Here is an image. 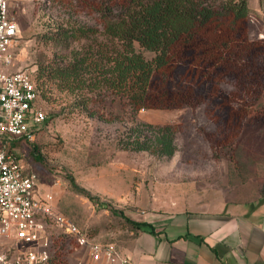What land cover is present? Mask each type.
<instances>
[{"label": "rangeland", "instance_id": "obj_1", "mask_svg": "<svg viewBox=\"0 0 264 264\" xmlns=\"http://www.w3.org/2000/svg\"><path fill=\"white\" fill-rule=\"evenodd\" d=\"M13 8L22 36L12 70L30 71L34 79L41 66L65 63L72 49L92 39L66 38L65 30L90 27L100 33L103 28L99 12L78 2L17 0ZM257 15L248 22L249 35L264 40V21ZM143 52L149 59L154 56ZM246 61L230 68L202 67L184 52L158 81L166 90L180 93L184 103L139 111L127 98L107 91L88 93L92 100L79 106L77 94L59 90L45 77L37 105L47 119L36 139L21 141L18 149L24 167L37 174L39 195L51 193L57 214L91 237L119 245L130 234L119 210L130 217L168 212L179 202L188 203L185 195L216 189H228L237 198L246 193L251 206L261 205L264 111L258 106L255 114L245 117L241 105L255 101L260 93L264 54ZM260 101L263 104L264 97ZM166 125L174 130L173 156L130 148L137 135L153 138L157 128ZM34 147L41 159L35 157ZM57 234L56 229L53 235ZM62 247L51 252L61 256L63 264L87 262L72 239Z\"/></svg>", "mask_w": 264, "mask_h": 264}, {"label": "trees", "instance_id": "obj_2", "mask_svg": "<svg viewBox=\"0 0 264 264\" xmlns=\"http://www.w3.org/2000/svg\"><path fill=\"white\" fill-rule=\"evenodd\" d=\"M63 1L78 2L99 12L103 28L100 33L90 27L65 30L66 38L92 39L83 47L72 49L65 63L41 66L37 78L32 77L38 90L47 77L59 90L77 94L76 104L82 107L92 100L88 93L97 91L127 98L135 111L180 107L184 103L181 94L166 90L158 81L169 74L184 52L191 55L193 63L215 68H230L237 62L248 64L250 56L258 58L264 54V40L249 35L248 22L253 15L250 0ZM143 50L153 52L154 56L147 58ZM263 97L264 81L255 101L242 103L245 117L255 114L258 106L264 111L260 101ZM21 141L25 140H11V148L18 157ZM130 148L171 157L176 151L174 130L166 125L158 127L153 138L142 140L137 135ZM36 150L34 147L35 157L41 159ZM118 212L129 224V231L156 233L152 223L130 217L122 210ZM53 234L51 249L61 251L67 238L59 231L57 237ZM62 261L61 256L53 254L46 264H63Z\"/></svg>", "mask_w": 264, "mask_h": 264}, {"label": "built area", "instance_id": "obj_3", "mask_svg": "<svg viewBox=\"0 0 264 264\" xmlns=\"http://www.w3.org/2000/svg\"><path fill=\"white\" fill-rule=\"evenodd\" d=\"M17 0H0V264H46L57 229L74 249L84 251L80 264H139L114 242L91 237L54 211L53 195H39L38 177L27 170L11 140L34 141L46 112L37 105L39 90L30 71L12 70L21 27Z\"/></svg>", "mask_w": 264, "mask_h": 264}, {"label": "crops", "instance_id": "obj_4", "mask_svg": "<svg viewBox=\"0 0 264 264\" xmlns=\"http://www.w3.org/2000/svg\"><path fill=\"white\" fill-rule=\"evenodd\" d=\"M250 6L264 21V0ZM236 196L228 189L196 192L168 212L134 215L156 233L130 231L121 249L139 264H264V203Z\"/></svg>", "mask_w": 264, "mask_h": 264}]
</instances>
